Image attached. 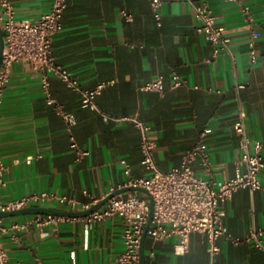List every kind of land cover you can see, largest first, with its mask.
Segmentation results:
<instances>
[{"label":"crops","instance_id":"crops-1","mask_svg":"<svg viewBox=\"0 0 264 264\" xmlns=\"http://www.w3.org/2000/svg\"><path fill=\"white\" fill-rule=\"evenodd\" d=\"M10 2L16 19H35L48 9L50 0ZM66 2L62 27L52 39V55L81 88L103 84L95 96L97 109L82 107L80 93L58 77L49 76V85L43 89L38 72L14 62L0 103V158L6 165L3 202L48 191L94 204L125 187L130 178L147 175L140 163L139 128L127 120L105 121L102 114L135 116L148 123L160 171L178 165L182 154L209 129L203 136L209 170L198 160L193 164L205 179L234 175L241 153L233 129L239 109L245 112L250 137L264 142V0H160V25L150 0ZM202 4L211 9L215 23L230 38L229 50L215 57L197 30L200 22L194 7ZM243 6L248 7L250 20L242 13ZM121 10L131 14L130 21ZM250 40L255 54L252 63ZM173 74L184 82L171 87ZM158 75L163 76L161 91L142 89ZM56 104L72 116V123L65 121ZM71 137L88 151L78 161ZM28 156H32L29 163ZM259 179L264 184V167ZM133 192L137 191L117 195ZM34 206L76 211L56 202ZM222 207L223 222L232 237L243 238L253 228H264L263 191L239 188ZM33 215L3 217V222L8 226ZM65 217L57 223L0 231L9 263L115 264L123 249L121 217L88 225L78 217ZM260 239L264 247V233ZM177 240V235L153 240L146 234V263L210 264L204 234L190 233L188 249L180 255L173 251ZM217 242L221 250L215 264H264V248L252 240L233 244L220 237Z\"/></svg>","mask_w":264,"mask_h":264},{"label":"built area","instance_id":"built-area-1","mask_svg":"<svg viewBox=\"0 0 264 264\" xmlns=\"http://www.w3.org/2000/svg\"><path fill=\"white\" fill-rule=\"evenodd\" d=\"M237 1V0H231ZM160 0H150V6L156 24H161V14L158 11ZM67 6L66 0H50L48 9L35 19H16L14 8L10 0H0V27L3 32V52L0 65V103L3 90L8 81L10 69L14 62H22L34 72L40 74L41 86L47 89L49 76L58 77L68 87L81 95V106L97 109L95 96L99 93L102 83L93 89H83L77 79L67 69L58 64L51 51L53 36L62 27V14ZM199 25L197 30L212 47V56L215 57L221 50H229L230 38L225 35L224 28L215 23V16L206 5L194 7ZM242 13L250 20L248 7L241 8ZM121 15L127 21L131 14L121 10ZM249 62L255 61L253 42L247 43ZM184 80L177 74L172 75L170 86L176 87ZM242 85H239L241 87ZM144 90L161 91L163 89V76L158 75L153 81L142 86ZM48 102H52L48 99ZM57 110L63 115L65 121L73 122L72 116L64 113L56 104ZM106 121L112 119L127 120L140 130V163L147 171V175L130 178L125 186L144 187L153 199V210L148 234L153 240L177 235L174 244L175 254H184L188 249V238L192 232L205 235L207 252L210 264H215L216 257L221 248L217 240L224 237L233 244L252 240L258 248H264L260 237L264 228H253L243 238L232 237L223 222L224 209L222 204L227 201L234 191L247 187L251 190L264 192V184L259 179V173L264 167V142L250 137L245 125V112L239 109L233 124L234 132L238 137L240 158L235 163L234 175L222 179H205L195 172L193 164L196 160L206 171L209 170L208 154L203 143V136L209 129L204 130L194 145L181 156L178 165L167 171H160L155 160L156 142L150 136L151 126L138 117H109L102 114ZM70 146L75 150V160H80L88 154L81 149L71 137ZM39 156V155H38ZM32 156L26 157L29 163ZM124 162V161H122ZM6 165L0 158V193L4 187L3 173ZM124 172L129 173L125 163ZM45 202H56L66 205L69 210L87 209L92 204L82 203L73 196L43 191L24 195L20 198L3 202L0 198V211H10L28 206L39 205ZM150 211L149 200L145 194L137 192L127 195H114L100 208L91 213L78 217L86 225L111 216H119L124 222L122 229L123 249L116 257L115 264H140V239L146 225ZM68 218L54 214H34L30 219L22 222H11L6 226L3 217H0V231L7 229H28L32 225L41 226L57 223ZM0 264H10L7 253L0 243ZM43 264V263H41Z\"/></svg>","mask_w":264,"mask_h":264},{"label":"water","instance_id":"water-1","mask_svg":"<svg viewBox=\"0 0 264 264\" xmlns=\"http://www.w3.org/2000/svg\"><path fill=\"white\" fill-rule=\"evenodd\" d=\"M3 46H4V41H3V32L0 27V65L2 61V52H3ZM123 191H137L140 193H143L147 196L149 200V205H150V211H149V216L146 222V225L144 227V230L141 235L140 239V248H139V258H140V264H147L146 259H145V253H144V239L146 237V232L147 229L150 225L151 222V217H152V210H153V199L148 193V191L141 186H125L121 189H118L116 191H113L106 195L104 198L99 200L98 202L92 204L89 208L83 209V210H76V211H65V210H58V209H50V208H45V207H40V206H28L24 207L21 209H16V210H10V211H0V217H9V216H17V215H23V214H28V213H33V214H54V215H60V216H69V217H81L85 216L92 211L100 208L103 206L107 200L114 196L119 194L120 192Z\"/></svg>","mask_w":264,"mask_h":264}]
</instances>
